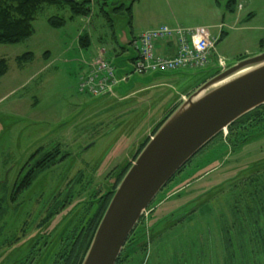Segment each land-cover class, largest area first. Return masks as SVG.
<instances>
[{
	"label": "rangeland",
	"instance_id": "1",
	"mask_svg": "<svg viewBox=\"0 0 264 264\" xmlns=\"http://www.w3.org/2000/svg\"><path fill=\"white\" fill-rule=\"evenodd\" d=\"M90 8L89 17L70 19L68 7L44 6L31 36L0 44V264H20L31 247L36 257L66 225L70 234L90 224L157 124L218 72L136 75L133 37L159 25L203 27L218 38L213 64L264 51V0H235L233 11L225 0H91ZM50 17L66 23L52 28ZM84 34L86 48L78 44ZM26 53L32 58L18 63ZM97 57L130 77L91 98L77 82ZM259 118L192 157L148 206L118 264H264V112ZM55 150L54 163L15 195L36 159Z\"/></svg>",
	"mask_w": 264,
	"mask_h": 264
},
{
	"label": "water",
	"instance_id": "2",
	"mask_svg": "<svg viewBox=\"0 0 264 264\" xmlns=\"http://www.w3.org/2000/svg\"><path fill=\"white\" fill-rule=\"evenodd\" d=\"M220 70L150 136L116 186L81 264H115L129 235L174 175L231 123L264 104V51Z\"/></svg>",
	"mask_w": 264,
	"mask_h": 264
},
{
	"label": "built area",
	"instance_id": "3",
	"mask_svg": "<svg viewBox=\"0 0 264 264\" xmlns=\"http://www.w3.org/2000/svg\"><path fill=\"white\" fill-rule=\"evenodd\" d=\"M217 36L203 27L184 28L159 25L148 29L133 39L134 57L129 60L132 73L136 75L163 74L182 70L200 69L212 65H223L217 58L213 64V53ZM117 68L101 57L88 64L87 71L78 77V92L88 97H99L110 93L130 74L118 77Z\"/></svg>",
	"mask_w": 264,
	"mask_h": 264
},
{
	"label": "trees",
	"instance_id": "4",
	"mask_svg": "<svg viewBox=\"0 0 264 264\" xmlns=\"http://www.w3.org/2000/svg\"><path fill=\"white\" fill-rule=\"evenodd\" d=\"M133 1H135V0H131V2H133ZM214 1L216 3H219L221 0H214ZM57 5L59 7L61 5L68 7L69 12H70V19H72L74 17H89L90 13H91V8H90L91 0H0V44H17V43H20V42L26 40L33 33L32 21L36 15V13L39 10H41L42 7H44V6H57ZM234 6H235V0H225V8L227 10L233 11ZM126 11L128 13L129 24H130L131 5L128 6ZM47 23L52 28H59V27H62L66 22L62 18L50 17L47 19ZM88 43H89V40H88L87 35L84 34V35H81L78 37V44L80 47L86 48L88 46ZM31 58H32V54L26 53V54H23L22 56H20L19 58H17V61H18V63L27 62ZM6 72H7V63H6L5 59L0 58V77H2ZM174 109H172L170 112H172ZM263 112H264V104L253 109V110H251L250 112L244 114L243 116L239 117L237 120H235L233 123H231L227 127V129L228 130L236 129L237 126L241 127L242 125H244L250 121H253V120L259 121L261 119L259 117H261V114ZM165 119L161 120L157 124V126L154 128V130H152L151 135H153V133L158 129V127L163 123V121ZM248 119H250V120H248ZM220 134L221 133H219L217 136H219ZM148 139H149V137L146 138L144 143L141 145L140 149L135 154V157L138 155V153L141 151V149L147 143ZM206 146H204V147H206ZM57 153H58L57 150H55L52 153H49L50 154L49 155V161L44 160L46 165H43V164L41 165V163H40L38 166H35L33 168V170H29L28 173L23 175L20 178V180L16 183L15 195L26 190L31 185L32 181L36 177V174L38 172L42 171L43 169H45L48 166L47 163H51V164L53 163V159L55 158V155ZM47 158L48 157H46L45 159H47ZM51 164H49V165H51ZM129 166H130V164H127L124 167L122 172L117 177L116 182H115L112 190L109 191L108 193H106V196L103 199V203H102L101 207L98 209V212H96L95 215L93 216V218L90 220V224H88L85 228H83L81 230V254H80V257L78 259H76L75 264H81V262L84 258V255H85V253L89 247L91 239L94 235V232L97 228V225H98V223H99V221L103 215V212H104V210H105L116 186L120 182L121 178L123 177V175L125 174V172L127 171ZM182 168L176 174H178L182 170ZM54 214H55V211H50V212H48L47 216H45V217L49 218ZM119 262H120V256L118 257L116 264H118Z\"/></svg>",
	"mask_w": 264,
	"mask_h": 264
},
{
	"label": "flooded vegetation",
	"instance_id": "5",
	"mask_svg": "<svg viewBox=\"0 0 264 264\" xmlns=\"http://www.w3.org/2000/svg\"><path fill=\"white\" fill-rule=\"evenodd\" d=\"M49 153L50 152L44 153L38 159H36L34 166L30 169L33 170V168L38 166L40 163L41 165H46L44 160L49 161ZM46 157L48 158L45 159ZM59 159H62V157ZM53 161H55V158ZM50 219L51 217H44L41 219V222H39L38 225L41 227V225L45 224ZM67 227L68 225L62 229L58 236L54 237L55 239L53 238L54 240L43 245L45 249L37 252V258L32 256L33 249L31 247V250L29 249L27 251L28 253L25 254L27 257L24 258V261L20 264H75L76 259H78L81 254V229H78L74 233L71 232L70 234H67Z\"/></svg>",
	"mask_w": 264,
	"mask_h": 264
},
{
	"label": "crops",
	"instance_id": "6",
	"mask_svg": "<svg viewBox=\"0 0 264 264\" xmlns=\"http://www.w3.org/2000/svg\"><path fill=\"white\" fill-rule=\"evenodd\" d=\"M149 29H151V28H149ZM146 30H148V29H146ZM143 32H144V31H143ZM141 33H142V32H141ZM141 33H140V34H141ZM133 38H134V37H133ZM133 38H132V39H133ZM100 52H101V51H100Z\"/></svg>",
	"mask_w": 264,
	"mask_h": 264
}]
</instances>
